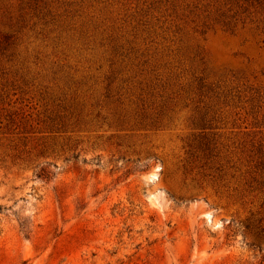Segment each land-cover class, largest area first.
Here are the masks:
<instances>
[{
  "label": "rangeland",
  "instance_id": "1",
  "mask_svg": "<svg viewBox=\"0 0 264 264\" xmlns=\"http://www.w3.org/2000/svg\"><path fill=\"white\" fill-rule=\"evenodd\" d=\"M0 264H264V0H0Z\"/></svg>",
  "mask_w": 264,
  "mask_h": 264
}]
</instances>
